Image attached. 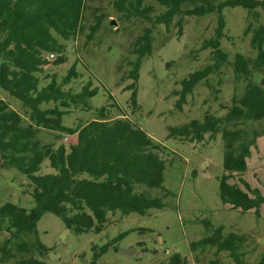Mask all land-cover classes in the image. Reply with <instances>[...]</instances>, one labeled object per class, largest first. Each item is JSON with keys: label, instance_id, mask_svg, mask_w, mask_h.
I'll return each mask as SVG.
<instances>
[{"label": "trees", "instance_id": "1", "mask_svg": "<svg viewBox=\"0 0 264 264\" xmlns=\"http://www.w3.org/2000/svg\"><path fill=\"white\" fill-rule=\"evenodd\" d=\"M120 18L135 17L147 22L132 44L136 54L128 76L132 82L131 104L136 106L135 82L141 56L151 53L152 34L156 24L166 26L176 15H204L224 7L242 6L247 9L245 34H250L254 57L235 54L231 63L234 78L244 80L242 92L233 94L225 113L204 112L200 119H191L179 126H170L169 135L201 140L205 133H220L223 140V173L219 177L218 195L230 208L242 211L255 209L264 203V195L250 188L243 175L249 146L256 136L242 125L264 121V22H258V7L264 0H109ZM164 7L156 13L154 5ZM183 6H186L183 8ZM87 0H0V88L18 98L27 113L26 118L0 98V166L15 167L31 183L33 205L21 207L11 202L0 206V232L6 236L0 243V264H46L42 255L47 247L37 236L36 222L45 212H51L75 233L100 231L108 221V213L131 212L145 214L150 208H161L168 191L162 186L166 168L161 156L164 146L154 141L128 117L108 118L101 106L97 117L77 127H65L63 114L76 103L96 92L87 82L80 90L65 88L78 77L75 65L65 74L40 75L46 65L62 63L64 45L58 40L81 33L84 29ZM88 26L86 39H91L102 21V14ZM181 17L176 21L180 25ZM220 32L203 41L202 48L212 47L213 64L193 71L181 81L179 102L191 92L195 83L227 60L220 50ZM55 55V57H54ZM260 78L253 80V74ZM43 81V83H41ZM209 86H211L208 83ZM52 103V105H48ZM41 129L74 135L67 146L55 145L39 137ZM47 159L53 172H39ZM230 179H233L230 181ZM248 233L224 231L214 227L209 234L192 241L189 246L198 264H226L219 256L226 253L228 264H264V253L255 262L245 261ZM213 248L206 263L202 250ZM155 264V263H149ZM157 264H188V259L173 253Z\"/></svg>", "mask_w": 264, "mask_h": 264}, {"label": "rangeland", "instance_id": "2", "mask_svg": "<svg viewBox=\"0 0 264 264\" xmlns=\"http://www.w3.org/2000/svg\"><path fill=\"white\" fill-rule=\"evenodd\" d=\"M152 2V1H150ZM148 0V3H150ZM156 13L164 7L154 4ZM84 29L81 33L58 40L64 45L66 59L59 64L46 65L40 75L65 74L75 65L78 77L65 85L74 91L87 82L96 92L70 106L63 114L61 123L65 127H77L95 119L97 109L104 106L108 118L128 117L145 130L151 138L164 146L161 156L165 159L162 186L168 191L161 208H150L145 214L108 213V221L98 232L75 233L68 229L57 215L43 213L36 222L37 236L47 247L37 256L46 264H157L173 253L194 260L189 244L198 240L217 226L224 231L248 233L245 261L255 262L264 253V203L258 208L245 211L230 208L218 195L219 177L223 173V140L220 133H205L201 140L169 135L170 126H179L191 119H200L208 111L217 115L225 113L221 105H228L233 94L239 95L244 80L235 79L231 63L235 54L254 57L256 50L250 46V34H245L247 9L242 6L224 7L218 12L204 15H176L166 26L156 24L152 34L151 53L141 56L138 77L135 82L136 106L131 104L132 82L128 71L136 54L132 51L133 40L142 32L145 20L130 17L120 18L109 0H87ZM186 6H183L185 8ZM258 22H264V8L258 7ZM102 14V21L91 39H86L88 26ZM181 17L180 25L176 21ZM219 36V48L226 53L227 60L213 69L205 78L198 80L191 92L179 102L181 81L190 72L213 64L212 47L202 48L204 40ZM55 57V55H54ZM260 78L253 74V80ZM43 83V81H41ZM208 83L211 85L209 86ZM0 98L21 113L27 120L21 101L0 88ZM48 105H52L49 103ZM248 133L261 131L264 121L244 125ZM41 129L39 137L55 145H68L75 136L61 131ZM47 159L43 160L39 172H53ZM250 188L264 195V133H259L246 157L243 175ZM233 179H230L232 181ZM31 183L28 177L15 167L0 166V206L11 202L21 207L33 205ZM6 233L0 232V243ZM214 249L206 248L200 253L207 263ZM219 256L228 264L224 252Z\"/></svg>", "mask_w": 264, "mask_h": 264}]
</instances>
